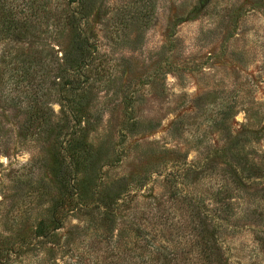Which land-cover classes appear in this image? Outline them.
Returning a JSON list of instances; mask_svg holds the SVG:
<instances>
[{"label": "rangeland", "instance_id": "obj_1", "mask_svg": "<svg viewBox=\"0 0 264 264\" xmlns=\"http://www.w3.org/2000/svg\"><path fill=\"white\" fill-rule=\"evenodd\" d=\"M64 4L0 0V264H264V0H98L74 102Z\"/></svg>", "mask_w": 264, "mask_h": 264}, {"label": "trees", "instance_id": "obj_2", "mask_svg": "<svg viewBox=\"0 0 264 264\" xmlns=\"http://www.w3.org/2000/svg\"><path fill=\"white\" fill-rule=\"evenodd\" d=\"M98 0H62V2H65L64 6L62 7V12H57V22L58 24H62L65 26V28L69 31L71 34V48L67 55L75 56L74 59L71 57L69 61L66 63L67 67L60 68L62 71L69 70L70 73V80L72 83V86H70L67 90V95H69L70 101L74 102L75 97L77 95V92H85L86 90L83 89L84 85L86 84L87 80L89 79V76L84 71L85 68L89 69V66L92 65V59H93V53L96 50V46L93 43V37L94 32L90 30L89 28V17L93 11L94 6L96 5ZM58 3H61V0H58ZM63 18V19H62ZM63 22V23H62ZM16 26H18L16 24ZM47 115V112L43 115V120L41 121V125L47 124V119L45 117ZM33 115L31 121L33 120ZM238 140V139H237ZM75 158L76 161L78 160L77 156L72 155V158ZM245 162L248 164V159H245ZM60 183L63 186L65 192L73 190V184L70 183V178L68 173L65 175H60ZM76 192L73 191V193H68L71 201H66V205L68 203H72L76 200L73 194ZM55 205H53V208L51 209V217L52 220L47 222L46 220H42L38 227L35 230V234L37 236H47L50 229H58L61 227V221L60 219L55 216V212L58 210L59 206H63L64 201L62 199H59ZM200 228L202 232L207 233L206 229L203 230ZM199 232L197 233V236L200 238H203L202 240H205V250H203V253L205 252V259L211 260V262H215L214 264H222L220 259V251L219 247L210 245L207 242L206 234ZM15 247H10L7 250V257L10 258L13 253L16 252ZM158 249V247H156ZM172 263V260L165 264ZM172 264H182V263H172ZM207 264V263H206Z\"/></svg>", "mask_w": 264, "mask_h": 264}]
</instances>
